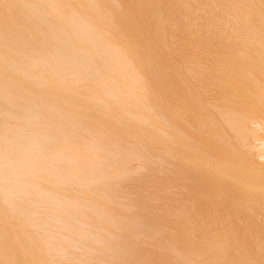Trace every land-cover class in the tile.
Returning a JSON list of instances; mask_svg holds the SVG:
<instances>
[{
    "label": "bare ground",
    "instance_id": "1",
    "mask_svg": "<svg viewBox=\"0 0 264 264\" xmlns=\"http://www.w3.org/2000/svg\"><path fill=\"white\" fill-rule=\"evenodd\" d=\"M0 264H264V0H0Z\"/></svg>",
    "mask_w": 264,
    "mask_h": 264
},
{
    "label": "rangeland",
    "instance_id": "2",
    "mask_svg": "<svg viewBox=\"0 0 264 264\" xmlns=\"http://www.w3.org/2000/svg\"><path fill=\"white\" fill-rule=\"evenodd\" d=\"M133 163H135V162H133ZM133 163H131V164H133ZM135 165V164H134ZM131 166V168L130 169H132L133 168V170L135 169L134 167L135 166ZM149 173L148 171H146L145 170V173ZM147 173L145 174V175H147ZM143 174H144V171H143ZM130 210H131V212L129 213V214H131L130 215V217L132 218H129V220H131L130 222H131V225L133 226V227H135V231H137L139 228H143V227H146L147 225H148V220L147 219H143L142 217H141V215H140V211H141V209L140 208H138V207H132V208H130ZM137 234V233H136ZM119 238H120V240H121V242H122V238L125 240V237L124 236H118ZM122 237V238H121ZM141 238L142 239H147L146 237H142V235H141ZM165 236L164 235H159L156 239H155V241L156 242H158V243H162L164 240H165ZM119 240V241H120ZM121 242H119L120 244H119V246H121V247H119L118 246V248L120 249V251H123V249H121L122 247H123V243L121 244Z\"/></svg>",
    "mask_w": 264,
    "mask_h": 264
}]
</instances>
